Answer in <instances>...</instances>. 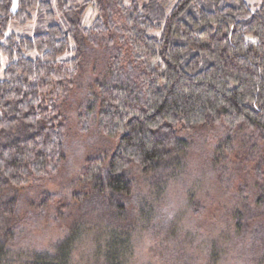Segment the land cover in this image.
Instances as JSON below:
<instances>
[{
	"label": "trees",
	"instance_id": "1",
	"mask_svg": "<svg viewBox=\"0 0 264 264\" xmlns=\"http://www.w3.org/2000/svg\"><path fill=\"white\" fill-rule=\"evenodd\" d=\"M26 25L32 36L12 32ZM3 57L0 264H151L142 236L172 246L165 235L177 228L162 201L185 183L198 130L222 134L209 170L234 203L229 234L264 235V0L253 12L244 0H0V66ZM77 92L81 128L115 146L80 170L78 214L91 223L65 229L53 198L23 210L18 193L64 166ZM47 216L40 235L51 243L29 249L21 239L31 243Z\"/></svg>",
	"mask_w": 264,
	"mask_h": 264
},
{
	"label": "rangeland",
	"instance_id": "2",
	"mask_svg": "<svg viewBox=\"0 0 264 264\" xmlns=\"http://www.w3.org/2000/svg\"><path fill=\"white\" fill-rule=\"evenodd\" d=\"M84 1L86 0H67L68 4L77 5ZM244 1L252 12L261 3V0ZM94 17V12L91 9L87 10L82 25L89 27ZM12 32L18 36L30 37L34 34V27L15 26L12 27ZM6 65V58L3 57L0 80ZM81 100L82 97L77 92L74 102L66 108L68 152L59 174L40 186L27 188L18 193L21 196L20 203L23 210L31 209V204L37 205L43 196L53 198V204L49 207L53 209V215L61 217L62 223L59 227L65 229L70 228L73 222L80 219L85 225L91 223L93 218L90 217L89 211L84 210L78 214L80 204L77 198L84 193V186L78 181L80 170L87 157L99 154L101 151L110 152L115 146L113 140L100 137L93 129L85 131V127L84 130L81 128L78 114ZM221 137L220 132L213 130L210 132L198 130L192 137L193 148L187 157L186 181L180 185L174 183L162 201V205L168 210L166 214L168 219H173L174 224H172L177 228L165 235V243L171 242L172 246L166 248L157 240L154 242V239L152 244L151 235L146 234L142 236L140 244L141 261L151 264H264V235H258L251 240H241L229 234L230 214L234 203L232 197L230 198L231 195L223 196L225 188L220 184L222 174L219 169L216 168L215 173L209 170L214 146L218 141L221 142ZM230 161L235 170L233 158ZM241 178L237 177L236 180ZM234 186L232 190L233 188L235 190ZM48 220V216L44 217L41 222L34 225L35 236H32L31 243L28 242L29 239L25 240L27 236L21 239L26 247L44 248L51 243L50 232L40 235L42 231L46 232L49 227L51 228L50 223L53 222ZM219 222L223 224V230L228 233L212 231V226H216ZM51 232H54V229ZM199 232L210 233L200 236Z\"/></svg>",
	"mask_w": 264,
	"mask_h": 264
}]
</instances>
